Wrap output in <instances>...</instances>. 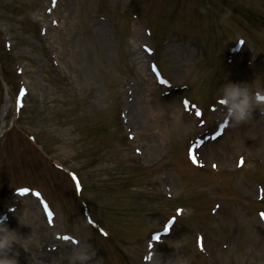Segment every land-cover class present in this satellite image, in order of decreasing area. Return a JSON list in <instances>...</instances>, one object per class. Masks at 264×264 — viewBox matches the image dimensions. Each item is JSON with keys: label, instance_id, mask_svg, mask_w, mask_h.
I'll use <instances>...</instances> for the list:
<instances>
[{"label": "rangeland", "instance_id": "374dc122", "mask_svg": "<svg viewBox=\"0 0 264 264\" xmlns=\"http://www.w3.org/2000/svg\"><path fill=\"white\" fill-rule=\"evenodd\" d=\"M232 2L237 8H250L264 14V0ZM217 11L222 27L205 11L201 0H0V74L15 81L14 59H22L25 77L32 89L18 124L38 134V142L53 157L61 158L68 167L79 171L95 208L99 199L102 204L114 197L126 196L130 199L119 205L131 214L130 219L136 221L141 215H150L152 225L156 220L162 222L178 205L184 206L175 234L164 238L165 250L159 248L161 257L156 264H203V261L204 264H224L229 256L221 252L218 245L231 243L240 230L239 244L231 246L229 251L234 264H264V227L256 214L261 204L255 201L256 185L246 179L247 173L252 179L255 175L259 176L256 180L264 179L263 165L257 174L252 173V166L259 164L258 160L264 163L263 127H259V120L243 128L233 125L218 139L226 151L224 157L216 156L219 167L213 168L210 161L211 168L194 170L186 164L182 148L187 136L198 130L195 117L187 115L179 99L174 101L175 106L159 100L162 95L158 91L165 87L155 85L141 47L142 43L151 42L142 23L143 16H147L156 32L153 42L158 43L167 32L159 54L165 73L173 79L174 85L189 84V90L180 92L194 99H204L217 89L212 61L222 63L227 44L240 35L237 22L242 20L241 15L231 9ZM40 21L46 28L45 39L38 34ZM250 28L255 31V39L251 41L246 35L247 44L223 72L218 89L228 80L249 83L255 80L257 86L264 88V45L260 42L261 36L264 39V24L252 23ZM221 29L225 30L224 34ZM4 35L12 44L11 51L6 52L2 47V40L6 41ZM190 37L197 38L198 43ZM200 42L207 50L203 58ZM52 50L58 66L47 58V51L50 55ZM208 50L210 60H207ZM138 62L144 65L145 71L139 68ZM201 87L205 94L200 93ZM9 90L10 86L0 78V135L11 121ZM147 94L150 95L145 99ZM128 97L133 98L134 103L129 117L135 120L132 121L140 133L137 143L147 158L142 154L135 156L133 145L125 138V120L119 117V112L128 106ZM8 100L5 109L8 114L3 118L2 105ZM177 108L182 110V122L175 118L179 115ZM151 109L153 117L163 125L164 135L153 136L152 131H147L144 136ZM170 116L169 121L163 119ZM255 128L258 129L255 131ZM9 135L11 138L5 143V138L0 136V167L12 160L10 148L20 141L13 132ZM174 145L179 147L175 149L174 161L168 163ZM164 149L166 153L162 155ZM238 154L249 159L244 169H236ZM210 158L206 153L205 159ZM35 164L27 172L36 180V185H41L40 181L45 179L46 187L41 186L63 214L70 216L69 229L92 243L89 225L71 202L70 181L56 175L52 169ZM169 166L176 168L184 178L168 170ZM14 184L12 178L3 177L0 181L1 207L6 204L5 193ZM138 190L145 191L142 205L135 203L134 193ZM101 192L104 194L99 196ZM31 199L33 201H22L28 204V213L23 208L22 220L30 218L36 225L37 220L42 222L45 218L36 200ZM190 218H201V221L188 224ZM57 222L63 224L60 213ZM145 231L133 236L116 227L105 249L100 244L94 247L100 251L98 255L103 257V264H142L136 255L137 250L143 248L141 237ZM201 236L203 244L213 254L210 263L207 254L201 251ZM168 244L174 248L170 249ZM177 244L180 248L176 252ZM175 256L178 263L174 261Z\"/></svg>", "mask_w": 264, "mask_h": 264}, {"label": "clouds", "instance_id": "9594fccd", "mask_svg": "<svg viewBox=\"0 0 264 264\" xmlns=\"http://www.w3.org/2000/svg\"><path fill=\"white\" fill-rule=\"evenodd\" d=\"M217 98L224 107L225 118L239 124L250 117L255 107L264 105V88L257 86L255 80L251 83L228 80L218 90ZM5 220L6 216L0 215V264H18L16 256H9L8 252L12 250L13 242L22 243ZM96 255L97 249L84 241L68 255L69 264H88ZM92 264H103V257L95 259Z\"/></svg>", "mask_w": 264, "mask_h": 264}, {"label": "bare ground", "instance_id": "6f19581e", "mask_svg": "<svg viewBox=\"0 0 264 264\" xmlns=\"http://www.w3.org/2000/svg\"><path fill=\"white\" fill-rule=\"evenodd\" d=\"M139 68L142 69L143 71H145V68H144V65L139 62ZM167 102V101H166ZM175 104L174 100L169 102V104ZM168 104V103H166ZM179 111V109H178ZM138 115H140L139 113H137ZM153 115V113H152ZM141 116V115H140ZM153 117V116H152ZM160 126V125H159ZM150 127L151 128H156L158 127L157 123L155 122V119H151V122H150ZM160 130L156 128V132H159ZM249 132L251 131L250 129L248 130ZM147 133V131L145 132V134ZM251 133V132H250ZM254 134V133H253ZM252 136V135H250ZM202 148H205V151L206 153H216V155L218 156H223L224 157V154H225V149H224V146L222 143H220L218 140H216L214 143L212 144H209V145H203ZM66 250H70V248H66ZM11 254V253H10ZM51 258V255L48 253V251H42V254L40 256V260L44 261V262H47L49 261ZM55 260V258L53 259V261ZM29 264V263H27ZM63 264H69V260H65L63 262Z\"/></svg>", "mask_w": 264, "mask_h": 264}, {"label": "snow or ice", "instance_id": "6c2138e0", "mask_svg": "<svg viewBox=\"0 0 264 264\" xmlns=\"http://www.w3.org/2000/svg\"><path fill=\"white\" fill-rule=\"evenodd\" d=\"M165 82H166V81H165ZM224 123L226 124L227 121H225ZM77 186H79V185H77ZM20 191H21V192H25V191H27V190H26V189H20ZM50 215H51V214H50ZM261 215L264 216V213H261Z\"/></svg>", "mask_w": 264, "mask_h": 264}]
</instances>
